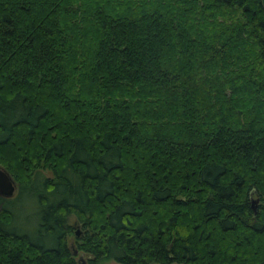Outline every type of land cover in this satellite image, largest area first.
Returning <instances> with one entry per match:
<instances>
[{
  "label": "trees",
  "instance_id": "16d2710c",
  "mask_svg": "<svg viewBox=\"0 0 264 264\" xmlns=\"http://www.w3.org/2000/svg\"><path fill=\"white\" fill-rule=\"evenodd\" d=\"M0 165V264H264L262 1L0 0Z\"/></svg>",
  "mask_w": 264,
  "mask_h": 264
},
{
  "label": "rangeland",
  "instance_id": "374dc122",
  "mask_svg": "<svg viewBox=\"0 0 264 264\" xmlns=\"http://www.w3.org/2000/svg\"><path fill=\"white\" fill-rule=\"evenodd\" d=\"M48 175H49V173H48ZM23 205H24V204H23ZM22 208H24L25 211H22V212L20 213V216L18 217L19 219L17 220V223H16V224L19 225V226H20V225H25V224H26V220H28L29 225H30V228H32V227L35 225L36 217H34V216L32 215V213H33L32 209H30V208L26 209V208H25V205H24ZM15 227H16V225H15ZM21 227H24V226H21ZM74 228H75V230H76L77 232L80 231V228H79L78 225L74 224ZM74 240H75V239H74L73 237H70L69 242H70V244L72 245L73 249L76 250ZM85 257H86V256L83 255L82 253L77 252V258H78V259H83V260H84ZM103 264H116V263L113 262V261H110V262H106V263H103Z\"/></svg>",
  "mask_w": 264,
  "mask_h": 264
},
{
  "label": "water",
  "instance_id": "95a60500",
  "mask_svg": "<svg viewBox=\"0 0 264 264\" xmlns=\"http://www.w3.org/2000/svg\"><path fill=\"white\" fill-rule=\"evenodd\" d=\"M264 6V0H261ZM16 191V183L12 176L0 165V196L10 198Z\"/></svg>",
  "mask_w": 264,
  "mask_h": 264
}]
</instances>
